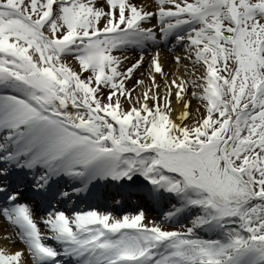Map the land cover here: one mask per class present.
Wrapping results in <instances>:
<instances>
[{
  "label": "snow or ice",
  "instance_id": "obj_1",
  "mask_svg": "<svg viewBox=\"0 0 264 264\" xmlns=\"http://www.w3.org/2000/svg\"><path fill=\"white\" fill-rule=\"evenodd\" d=\"M0 219V264H264V0H0Z\"/></svg>",
  "mask_w": 264,
  "mask_h": 264
},
{
  "label": "rangeland",
  "instance_id": "obj_2",
  "mask_svg": "<svg viewBox=\"0 0 264 264\" xmlns=\"http://www.w3.org/2000/svg\"><path fill=\"white\" fill-rule=\"evenodd\" d=\"M193 106H195V101L193 102ZM109 210H111V209H109ZM134 209L132 208L131 210H128L129 212H131V211H133ZM146 213H147V216H149V217H151V216H153L154 215V213L152 212V211H147L146 210Z\"/></svg>",
  "mask_w": 264,
  "mask_h": 264
},
{
  "label": "bare ground",
  "instance_id": "obj_3",
  "mask_svg": "<svg viewBox=\"0 0 264 264\" xmlns=\"http://www.w3.org/2000/svg\"><path fill=\"white\" fill-rule=\"evenodd\" d=\"M4 222H3V220L2 219H0V224H3ZM15 246V245H14Z\"/></svg>",
  "mask_w": 264,
  "mask_h": 264
}]
</instances>
